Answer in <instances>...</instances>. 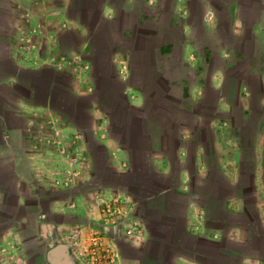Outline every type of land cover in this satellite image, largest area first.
I'll use <instances>...</instances> for the list:
<instances>
[{
	"label": "crops",
	"instance_id": "obj_1",
	"mask_svg": "<svg viewBox=\"0 0 264 264\" xmlns=\"http://www.w3.org/2000/svg\"><path fill=\"white\" fill-rule=\"evenodd\" d=\"M59 3L65 10L62 17L55 13ZM72 3L0 0V216L7 213L8 194L14 190V202L22 210L19 219L11 217L7 224H0V264L29 259L25 232L31 228L42 232L36 236L42 243L46 234L49 262L59 264L57 257L49 258L57 244L62 243L68 254L71 249L75 252L76 228H66V242H55V233H49L57 227L46 223L43 192L53 191L55 179L66 174L72 184L87 183L90 173L85 166L92 156L86 144L78 148L74 143L78 127L64 122L52 107V82L38 101L34 98L38 87L28 85V78L21 82L18 76L42 66L60 67L58 32L47 27L54 18L66 29L81 30L86 49L92 51V30L70 16ZM99 6L102 18L121 20L122 32L119 38L114 35V41L122 42L124 35L131 39L123 46L115 42L109 52L117 71L130 77L137 56L140 65L153 67L167 94L187 113L186 118H178L173 134L181 167L175 171L170 190L184 199L183 206L171 207L178 202L171 192L148 194L153 200L146 213L159 215L161 222L153 225L148 219H138L142 234L133 240L138 252L126 254L120 246L122 259L117 264H264V0H100ZM92 56L86 62L91 69L95 67ZM62 63L75 67L81 60L65 57ZM67 74L74 76L71 70ZM125 93L132 105L147 108L149 101L138 85H126ZM200 106H205L206 115L200 113ZM107 118H100L101 133L93 125L94 135L116 165L128 169L131 152L111 137ZM56 119L63 125L57 126ZM207 133L210 141L205 140ZM152 149V168L172 174L161 133H155ZM217 171L245 193L224 197L219 185L210 194ZM195 182L209 192L207 197L193 190ZM67 191V197L61 198L65 202L54 199L50 209L95 225L99 213L95 204L109 193L104 189L99 194L93 189ZM160 197L162 203L156 205Z\"/></svg>",
	"mask_w": 264,
	"mask_h": 264
},
{
	"label": "rangeland",
	"instance_id": "obj_2",
	"mask_svg": "<svg viewBox=\"0 0 264 264\" xmlns=\"http://www.w3.org/2000/svg\"><path fill=\"white\" fill-rule=\"evenodd\" d=\"M82 1L87 3V1L85 0ZM64 11V7L61 4L59 6H55V13H57V15H61L62 17ZM95 17L96 16H93L92 19ZM47 27L48 29H53L54 31L58 32L57 38L61 42L62 46L61 51L58 52V57L61 60L59 64L60 67L54 69L51 65H47L42 66V68H40L38 71H28V85L33 83L38 87L34 98H36L38 101H42L44 95L48 92L49 81H52L53 86L50 90L52 107L59 112L64 122L74 123L78 127V132L73 133V136H76L74 143L77 144L78 148L82 147L83 143L86 144L92 158L90 163L86 164L85 166L86 170L90 173V180L87 183L78 182L76 184H72L73 182L71 181L69 187H62L55 183L54 186H52V188L54 189L53 191H50L48 189H45L44 192L42 191L43 194H45L44 199L46 203V210L48 213V220H46V223L52 224L57 227L56 232L52 231L51 229L49 230L50 234L55 233V242L64 240L66 242V240H68L65 235L66 228L68 227L76 228L78 232V235L76 236L77 239L75 241L76 244L74 247L75 252L71 249V254H69V256L65 260H60L59 264H87V262L85 261L86 250L90 248V235L92 231L94 229H98L101 226V218L103 214L102 199L104 197L107 198L112 197L111 195L118 196L120 194H125L133 204V214L137 219L143 222L142 219L148 218V221L150 223L160 224L161 217L159 215H150V213L147 214L146 212H149L147 210V207L148 204H150V202H152L153 200L149 199L147 195L153 194L157 186L162 185L157 180V174L161 172H158L152 168L150 155H140L139 153L136 154V158L134 160L132 159L130 168L122 170L120 169V167H118V165H116L115 159L109 155L108 151L106 150L107 148L105 144L96 137L97 135H94L93 125L97 133H101V129L103 127L100 123V118L101 116L108 117L109 119L107 118V126L111 137H114L115 139L123 138L121 137V135L125 131H127V129H129V124H127L126 120H124L126 119V117L124 118V112L126 110H124V104H122L121 99L124 100L125 97V99L127 100L128 97L126 93L124 96L122 92L119 93L118 96H113L111 93H109L108 90H106L105 93L101 94L102 101L99 102V87H97V84L95 82L97 69L96 66L94 68L92 66L91 69V67H89L86 63L91 62L90 56H92L93 54L92 51L90 52V50H87L85 47L86 39L84 33L79 29H75L74 27L66 29V27L63 26V23H60L56 18H54L52 22L49 21ZM124 36H122L123 39L120 38L122 42H120V40L114 41L113 39V41H111L114 42L113 46L115 45V42L116 46L127 45L128 40L127 38H124ZM103 37L111 39L114 38V35H108L105 33ZM65 57H70L71 59H73V61H75V58L79 59L81 60V63L76 64L75 67H66L64 66V63H62V60ZM110 63L111 64L107 66L106 71L105 64L102 65V69L104 70V72L102 73L101 71V75L105 76L108 81L105 87L111 85V87L114 86L121 91L122 82H118V78H121V80H123L125 83L130 84L133 74H131L130 77L128 76L129 78H124L121 74V71H117L113 62L110 61ZM145 65L146 64H144L143 66ZM140 67L136 75L134 74L133 77H135L137 81H139L138 78H140V82L142 83L144 80ZM68 70H71V72L73 71L74 76L70 74L68 75ZM47 76H49L51 79H49ZM90 79L93 80L92 84ZM77 82L78 86L75 87ZM91 96H95V98L97 99H92ZM130 106L132 109L129 113L130 115H133V117L131 118L138 119V116L140 115V113L138 112L140 111V107H136L132 104ZM108 109L112 110L114 118L116 117V121L115 119L111 120L109 116L111 111ZM95 120L97 124L94 123ZM56 122H58L57 126L58 124L63 125V122L61 120L59 123V119H56ZM103 136L105 135L102 134V137ZM198 138L199 135L197 134L195 136V139L197 140ZM136 141L138 144L137 139ZM214 157H216V154H214ZM174 173L175 171L170 175L173 176ZM176 174L177 172L175 173V176ZM166 181H168V184L170 183V179H166ZM69 189L74 191L75 193H79L83 190L93 189L98 194L100 190L104 189V191L109 193L108 196L106 194H101L102 196L96 195L97 198L100 196L101 197L98 203L95 204L99 211L98 215L95 216V225L90 226L87 224V222H83L82 220L81 221L83 223H80L78 222L79 216L67 217V215L65 214L54 213L50 209L49 206L52 204V201L54 199L67 197V190ZM168 190L169 191H164L158 193L157 195H167L171 192V196L174 199V197L177 196L176 193H172L173 190L170 191L171 188ZM12 192V194H8V203L10 204V206L8 205L6 207L7 213H9L0 216V224H7L8 222H10L11 217L14 220L19 219L21 215L22 210L15 204L13 199L15 190ZM176 198H178V196ZM63 200L61 199V202H65ZM178 202L173 203L171 207L177 205ZM71 203L74 204V201H71ZM161 203V197L160 199L155 201L156 205H159ZM29 206L33 208L35 206V202L31 201ZM47 206L49 207L48 209ZM62 206V209H64V204ZM76 206L78 207V205ZM76 206L74 208H77ZM30 217L32 218L33 216L31 215ZM60 221H63L62 225L57 223ZM25 234V237L28 241L26 254H28L29 259L22 260L20 264H54L47 260V248L50 244L47 241L46 234L43 235L45 236L43 243L42 241H39V239H36V236L39 237L40 234H42L41 231H36L31 228L27 230ZM108 234V243H115L120 251V246H122L126 254L133 255L138 252L136 247L133 246V244H135L133 240H139L140 237L134 239L130 236H126L115 227H112V229L110 228ZM112 246L116 247L115 245Z\"/></svg>",
	"mask_w": 264,
	"mask_h": 264
},
{
	"label": "trees",
	"instance_id": "obj_3",
	"mask_svg": "<svg viewBox=\"0 0 264 264\" xmlns=\"http://www.w3.org/2000/svg\"><path fill=\"white\" fill-rule=\"evenodd\" d=\"M99 2L100 0H87V3L83 2L82 0H73V3L70 7V16L75 17L76 19H79L84 24L88 26L89 29L92 30V37H91V45H92V53H93V60L97 69V73L95 76V82L97 84V87H99V102L102 101L101 94L105 93L106 90L109 91L113 96H118L119 93L122 92L125 96V88L127 83H125L121 78H118V82H122V90H118L116 87L109 85L108 87H105L107 84V78L105 76L101 75L104 72L102 69V65L105 64V71L106 68L110 63V50L111 47H114L113 44V38H105L103 35L106 34H113L117 35V38H119V35L121 34L120 24L121 20H117L116 18H105L101 17L99 14ZM93 16H96L92 19ZM124 38H127L128 43H131V39L127 37V35L124 36ZM143 65L139 64L138 57L135 56L134 62H133V75L131 77V83L130 84H137L140 89L145 92L147 96V100L149 101V104L146 109L140 108V115L138 116V119H132L133 115H130L131 104L129 99H121L122 104H124V118L126 117V122L129 124V129L125 131L121 137L123 138H117L122 144L128 148L131 152L132 159L134 160L136 158V154H145L150 155L152 158L153 155V147H154V136L155 133H161L164 143V148L167 151L171 162L173 164V172L177 170V168L181 167L178 162V157L176 153V143L178 140L173 135L176 130L179 127L178 118L185 117L186 118V112L181 110L178 106V100L172 95L167 94V88L163 84V82L160 80L158 73H155L153 71V67H148V65H145L143 67H140ZM140 67L142 76H143V82H140L136 80L134 74L136 75L138 69ZM20 81H26V79L29 77L27 71H21L20 74H18ZM49 79H51L49 76H47ZM105 78V79H104ZM52 82V81H51ZM49 81V83H51ZM104 88V89H102ZM98 97V96H97ZM92 99H97L95 96H91ZM123 98V97H121ZM127 98V97H126ZM159 98V99H158ZM159 100V101H158ZM130 104V105H129ZM110 110V109H108ZM111 113L109 114L111 120L116 121V117L114 118V114L112 110H110ZM200 113L206 115V109L205 106L199 107ZM202 111V112H201ZM113 118V119H112ZM188 119V118H187ZM191 123V122H189ZM181 125V123H180ZM191 125L195 128H198L199 126L194 123ZM138 140V144L137 141ZM211 137L210 135L206 134V141H210ZM207 162L209 160L207 159ZM189 167L192 169V164H188ZM179 166V167H178ZM214 167L211 166V173L213 172ZM155 173V172H154ZM157 174V173H156ZM215 181L212 183V189L215 188L220 189V186H223V190L220 192L225 197L228 195V193L231 194H244L245 191L239 190L236 188H233L234 186L232 184H229L227 181H225V178L223 177L222 173L217 171L215 173ZM244 175V174H243ZM157 180L162 184L160 186H157L155 191L153 192V195L169 191L171 187L174 186V178L175 173L172 175H165L163 173L157 174ZM170 179V183L168 184V181ZM202 180V179H201ZM165 183V184H164ZM196 182L193 184V190L197 193L203 194L205 197L209 195V192L205 191L200 186H196ZM178 204L180 206H183L184 199L180 196L178 198ZM206 204L208 205V208L212 210V206L209 205L208 198H205ZM148 219V218H147ZM150 223V222H149ZM152 224V223H150ZM154 225V224H153Z\"/></svg>",
	"mask_w": 264,
	"mask_h": 264
},
{
	"label": "built area",
	"instance_id": "obj_4",
	"mask_svg": "<svg viewBox=\"0 0 264 264\" xmlns=\"http://www.w3.org/2000/svg\"><path fill=\"white\" fill-rule=\"evenodd\" d=\"M72 178L68 174L56 178L55 183L69 187ZM101 226L90 235V248L86 250L87 264H117L122 253L116 244L108 243L109 229L115 227L126 236L138 238L142 234L140 221L133 214V204L125 194L102 199ZM115 245L116 247L112 246Z\"/></svg>",
	"mask_w": 264,
	"mask_h": 264
},
{
	"label": "water",
	"instance_id": "obj_5",
	"mask_svg": "<svg viewBox=\"0 0 264 264\" xmlns=\"http://www.w3.org/2000/svg\"><path fill=\"white\" fill-rule=\"evenodd\" d=\"M54 256L59 260H65L69 256L62 243L57 244L51 248L49 258L52 259Z\"/></svg>",
	"mask_w": 264,
	"mask_h": 264
}]
</instances>
